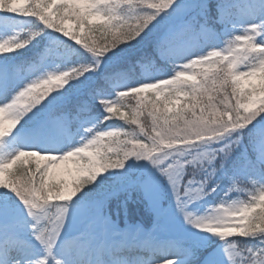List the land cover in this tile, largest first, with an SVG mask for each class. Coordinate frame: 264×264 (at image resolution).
Instances as JSON below:
<instances>
[{
	"label": "snow or ice",
	"instance_id": "obj_1",
	"mask_svg": "<svg viewBox=\"0 0 264 264\" xmlns=\"http://www.w3.org/2000/svg\"><path fill=\"white\" fill-rule=\"evenodd\" d=\"M0 13L39 25L0 39V56L45 30L65 45L0 62V264H203L210 241L202 233L260 238L261 246L240 249L228 241L226 258L208 264H264V0H4ZM160 64L170 73L160 74ZM145 113L150 128L109 123L118 115L138 125ZM130 158L136 163L126 165ZM69 162L70 183L57 178ZM133 169L143 173L138 183L127 181ZM105 172L141 190L158 219L169 215L161 202L170 189L176 214L197 231L159 240L138 239L139 228L119 232L101 215L107 197L95 195ZM218 172L229 181L225 197L250 185L247 198L195 216L189 205L216 191L219 184L205 189ZM77 219L88 220L87 230L69 234ZM97 228L119 239L99 240ZM129 247L147 254L129 259L121 254Z\"/></svg>",
	"mask_w": 264,
	"mask_h": 264
},
{
	"label": "rangeland",
	"instance_id": "obj_2",
	"mask_svg": "<svg viewBox=\"0 0 264 264\" xmlns=\"http://www.w3.org/2000/svg\"><path fill=\"white\" fill-rule=\"evenodd\" d=\"M3 2H4V0H0V4H2ZM234 2L236 4H242V3H246L247 0H234ZM5 16H6V14L0 13V39H4V38H6L8 36H12V35H19L23 38V37L27 36L29 32L36 31L39 28V25L36 22H34L32 20V18L14 17L11 19H6ZM217 28L221 32L227 31L229 33L233 32V31L240 32L242 30L240 26H237L236 28L233 29L231 25L227 26V28H225L224 26H221V25H217ZM53 34H54V32H49V31L45 30L40 36L49 37V36H53ZM38 37L35 40H33L28 45L27 48L21 49L18 53H11V54H8L6 57L0 56V62L7 61L9 64L14 63L16 61V58H18L22 55L24 56L25 54H28L31 50L36 49ZM224 39L226 40L228 38L225 36H222L220 41L218 42L219 47H225V48L227 47V44L223 43ZM54 66H56L55 63H49L48 65L45 66V68H42L41 71L46 70L47 67H54ZM206 67L207 66H197L196 71H203ZM160 68H161L160 74L170 73V69H171L170 65L165 66L163 64H160ZM245 87H246V85H245ZM127 103H129V105L131 106V105H135L136 101L135 100H129V101H127ZM121 110L124 111V109H121ZM102 112H103V109H102ZM117 117L119 118L118 115L114 116V118L112 120L115 121ZM109 123H111V122H109ZM112 124L117 129H119L121 126L126 128L124 125H117L116 123H113V122H112ZM5 126H7V124ZM72 131L75 133L76 129L73 128ZM80 134H82V132L76 134V136H75L76 140H79ZM124 138L125 137H120L121 140H123ZM110 142H111V138H106V143H110ZM12 147L13 146L10 145V147L8 149H6V151L10 152L12 150ZM130 163H136V161L130 162ZM75 169H76V166L74 164H72L71 162H69L67 165H62L61 168L57 170V172L59 174L57 178H63L64 180H66L70 183L72 178L76 175ZM109 172H111V170H109ZM109 172L103 173L102 176L109 177ZM129 173H128V175H129ZM137 173H138V170H135L131 176V179L135 178ZM128 175H127V177H128ZM132 182H137V178L135 180H133ZM166 183H167V181H166ZM122 186H124V185H122ZM130 190H131V188L127 189L128 200H130V197H129V191ZM234 193L235 192L231 193L229 197H224L223 199H225V200H231V199H233V200H245V199H242V198L236 196ZM221 200L213 201V200L209 199L207 197V195H205L201 199L193 201L189 205L187 210L192 212L195 216H205V215L211 214L213 212V209H215L219 205ZM163 207L169 210L168 217L158 219L157 216L155 215L156 220H155L154 224L149 228H144L139 224H136L132 227L127 226L124 228H119L116 226V224L111 220V218L108 215L105 214L102 216L107 217V219L112 223V225L115 227V229H117L121 233L127 231L131 234H134L135 229H137V228L141 229L142 234L138 239H142L143 234H146V233H152L153 237L155 239L159 240V239L164 238L166 235L183 236V235H187L191 231H197V229H192L190 226L186 225L184 223L183 217L176 214L174 197H172V200L169 203H166V205H164ZM89 216L91 217L90 214H89ZM87 226H88V220L87 219H85L83 221H81L80 219H77L76 221L72 222V224L68 227L69 234H76L79 232L86 231ZM154 226H157V228H156V231L153 232ZM96 235H97V238L99 240H103L107 243H111L114 239H117V240L119 239L118 236L114 237L111 232L104 233V232L100 231L99 228L96 229ZM202 235L206 239H209V241L212 239H215V238L221 239L220 237L215 236L214 234H210V233H202ZM223 239H227V238H223ZM210 243H211V241L209 242V245L206 248L210 247ZM257 246H261V245H257ZM252 247H256V246H252ZM206 250L207 249L202 250L205 252V256L202 258L203 264H208V261L211 259H219V258H221L222 255L224 256V258H226V256H227V254H224V253H219L217 251H212V250H211V252H207ZM121 254L126 256L129 259L134 260L135 257L145 256L147 253L145 252V250H143L141 248L129 247V248L121 250Z\"/></svg>",
	"mask_w": 264,
	"mask_h": 264
},
{
	"label": "trees",
	"instance_id": "obj_3",
	"mask_svg": "<svg viewBox=\"0 0 264 264\" xmlns=\"http://www.w3.org/2000/svg\"><path fill=\"white\" fill-rule=\"evenodd\" d=\"M99 39V37L97 38ZM37 48L34 50H31L28 54H25L24 56H20L16 58L15 62L18 61H28L33 60L37 57L38 53H41L43 49H45L48 45H55L60 48L65 47L63 39L56 33L53 34V36H39L37 40ZM56 63H59L58 60L54 61ZM86 61L83 58L80 57H73L70 61L71 64H79V63H85ZM63 66H66L64 64H61ZM164 65V64H163ZM168 66V65H167ZM214 70V69H213ZM97 77L95 75L89 77V81L96 79ZM130 103V102H129ZM128 103V104H129ZM124 111H127L124 109ZM93 115L98 118H102L103 112L102 109H94ZM116 123L117 125H124L127 131L133 132L139 130V125H143L146 128L151 127V119L147 117V113H145L144 116L140 117L138 125H129L125 123V121H121L118 117L116 120H111V123ZM121 122V123H120ZM125 139V138H124ZM135 158H130L129 161H126V165L130 162H134ZM140 163H144V161H141ZM215 166L219 167L218 162H214ZM226 168L230 170L231 165L226 164ZM136 169H133L130 171L127 181L132 182V179L130 177L134 173ZM112 171H121V169H113ZM141 179H143V175L141 176ZM139 181H137L138 183ZM164 184L167 186L166 180L164 181ZM219 184V187H217L215 192H211L209 195H207L208 198L211 200H219L224 197V192L226 191L227 187L229 186V181L222 178V174L218 172L214 177L211 178L209 181L208 187L205 189L206 192H209L210 189ZM122 178L121 177H113L111 179H108L103 184L102 188L97 191L95 194L97 198L104 199L107 197L101 212H108V214L112 217V219L121 227L125 225H134L135 223H140L144 227H149L155 222L156 217L154 212L151 210L149 203L147 199L145 198L144 193L139 189H133L131 188V196H132V202L126 201V187L122 186ZM241 187H245L244 185H241ZM250 188V185L248 187H245V191L243 193L237 192V194L243 198H247V191ZM172 200V196L170 195V190H168V194L165 195V198L162 200V206L166 205V203H169ZM91 216L95 214L94 210H91L89 213ZM210 247L206 248L207 252L217 251L219 253L227 254L225 251L227 247L228 241H235L237 248H245V247H252L261 245L260 244V238L256 237H234L226 240L221 239H212L210 240Z\"/></svg>",
	"mask_w": 264,
	"mask_h": 264
},
{
	"label": "clouds",
	"instance_id": "obj_4",
	"mask_svg": "<svg viewBox=\"0 0 264 264\" xmlns=\"http://www.w3.org/2000/svg\"><path fill=\"white\" fill-rule=\"evenodd\" d=\"M2 131H3V130H2V129H0V133H2ZM247 227H251V225H246L244 230H246V229H247Z\"/></svg>",
	"mask_w": 264,
	"mask_h": 264
}]
</instances>
